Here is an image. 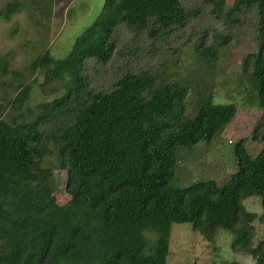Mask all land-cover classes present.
<instances>
[{"label": "trees", "instance_id": "1", "mask_svg": "<svg viewBox=\"0 0 264 264\" xmlns=\"http://www.w3.org/2000/svg\"><path fill=\"white\" fill-rule=\"evenodd\" d=\"M207 1L217 14L226 6V0ZM255 8L263 46L248 56L243 73L256 97L248 103L263 109L264 0H236L230 15ZM20 9L15 0L0 16L10 20ZM188 17L182 0H106L67 57L56 60L46 50L33 62L32 70L45 73L47 81L72 76L66 95L42 104L30 121L9 116L28 100L30 85L0 102V264H167L174 223H190L212 242L226 231L234 236L235 251L247 249L256 264H264V239L255 245L245 206L258 196L264 207V190L250 182L264 171V145L253 156L246 139L237 143L238 170L223 185L215 178L175 185L179 149L218 139L237 104L201 97L195 116L182 124L188 87L180 82L162 84L151 72H128L112 91L96 93L84 78L88 59H111L120 24L151 27L155 35L184 27ZM221 38L222 45L232 40ZM196 50L213 65L214 46L202 38ZM51 139L61 157L58 168L67 172L71 199L65 204L55 198L54 171L43 166Z\"/></svg>", "mask_w": 264, "mask_h": 264}, {"label": "rangeland", "instance_id": "2", "mask_svg": "<svg viewBox=\"0 0 264 264\" xmlns=\"http://www.w3.org/2000/svg\"><path fill=\"white\" fill-rule=\"evenodd\" d=\"M14 1L0 0V11ZM105 1L19 0L21 9L10 20L0 16V102L7 98V103L21 93L23 86H31L30 97L19 104V108L10 110V118L35 120L42 104L61 98L72 89V76L47 81L45 73L32 70L33 62L46 50H50L56 60L67 57L76 38L93 23ZM235 2L226 0L224 10L217 14L207 0H182L189 12L184 27L177 26L155 35L151 27L139 31L120 24L111 40L114 46L111 59L105 63L94 59L86 61L84 78L96 93L112 91L128 72L148 71L159 83L185 85L188 92L182 124L195 116L201 97L211 95L215 103L237 104V114L218 139L209 145L201 142L192 150L179 149L175 182L178 187L208 178H215L223 185L238 170L237 143L246 139L247 149L253 156H257L264 145L260 139V135H264V108L248 103L256 97L243 73L248 56L263 46L258 9L230 15ZM226 35H231L232 40L222 45L221 37ZM202 38L206 46L215 47L216 59L212 66L196 50ZM4 61L8 62L6 71ZM54 131V125L49 126V136ZM257 133L260 135L255 138ZM60 161L59 151L51 139L43 166L54 171L59 183L55 198L59 204H65L71 196L66 192L67 172L58 168ZM250 182L264 190V171L254 173ZM245 206L256 230L257 245L264 239L262 199L249 198ZM233 239L232 234L221 230L215 241H208L194 231L190 223H174L167 264H256L247 249L234 250Z\"/></svg>", "mask_w": 264, "mask_h": 264}]
</instances>
